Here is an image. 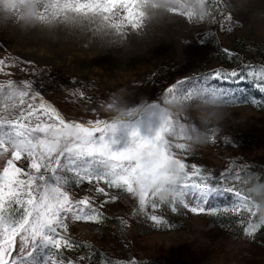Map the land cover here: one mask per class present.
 Wrapping results in <instances>:
<instances>
[{"label":"rangeland","instance_id":"rangeland-1","mask_svg":"<svg viewBox=\"0 0 264 264\" xmlns=\"http://www.w3.org/2000/svg\"><path fill=\"white\" fill-rule=\"evenodd\" d=\"M224 1L229 12L242 21L243 27L239 29L238 34L249 36L252 40L264 39V0ZM3 2L4 24L0 27L4 33L3 39L15 57L23 62H33L31 67H35L37 73L35 77L29 75V78L41 80L44 77L39 75V70L55 68L73 81L92 80L95 82L98 87L96 93L101 96L96 99V112L100 117L105 113L106 118L114 116L117 118L112 120L117 122V128L110 134L115 140L114 147L116 148H123L128 143L129 132L133 127L138 129L141 135L150 136L154 133L152 122L158 113L136 117L149 112L158 100L162 99L166 103L175 98L187 104H193L198 113L202 112L201 105L209 106V110L217 108L213 101L214 97L220 95L219 90L221 91V88L216 89L217 79L211 77L208 72L186 75L200 67L199 62L208 53V47L200 44L195 38L196 32L206 29L207 26L201 22L188 21L184 17V13H191L194 18L200 17V15L193 14L191 8L184 11L173 8L170 11L179 15L145 20L142 6L150 0H141L140 7L143 17L140 26L133 30L130 26L122 24L120 30L117 31L114 23L121 19L118 13L107 19L103 14L82 15L71 11L53 15L51 12L53 0H3ZM204 2L205 0H200L203 6ZM33 3L38 5L34 14L38 13L39 22L28 23L24 17ZM130 33H144L149 38L133 40L131 47H128L126 40ZM223 39L227 44L233 41V37H223ZM5 52L6 49L0 47V59L5 57ZM172 66L178 72H183L175 76L174 82L180 81L177 89L160 99L149 96L148 94L154 89L158 93L160 91V86L157 85L161 82L159 72ZM8 69L10 68H5L6 72ZM13 71L17 74L16 77L12 75L13 79H26L21 70L13 68ZM0 77L8 78L4 73H0ZM148 81L150 84H147ZM232 82L235 84L233 91H223L224 96L232 95L237 85L240 84L239 81ZM47 84L46 80L42 83L43 95L67 117L85 120L93 117L94 114L86 110V103L84 106H76L70 102L69 97L60 94L59 91L46 93ZM11 88L15 89H11V99L20 102L23 90L16 86H11ZM110 91L119 92L122 96L121 101L113 102L109 98L106 103ZM139 100L144 101V104L136 108L135 104ZM121 106L123 110L118 111L117 109ZM226 108L228 114L222 120L205 116L219 121L226 130L254 136L258 142L252 144V156L264 161V113L249 106ZM135 113V117L132 118L131 115ZM0 125L5 126V132L8 131L9 124L0 122ZM73 142L71 139L60 138L56 150V153L60 152L58 156L66 155V150ZM23 147L20 142L14 141L6 134L0 137V168L6 167L5 162L11 161L13 154ZM24 150L27 154V149ZM232 154L231 147L211 149L208 152L209 158L206 159L208 161L206 163L216 166L218 170L223 169L231 162ZM56 157V155L52 157L53 162H56ZM152 157L148 155L144 158L143 169L146 175L139 179L152 180L146 169L153 162L177 161L158 153L152 154ZM96 159L98 158L65 156L64 160L61 159L57 168L54 169L55 175L66 183L61 176L62 170H73L85 164L90 165L92 170H96V165L93 163ZM115 162L117 161L109 159L104 165L113 167ZM125 163L136 167L140 162ZM47 175L51 176L52 173ZM165 175H169V172L166 171ZM62 182L59 185L53 184V187L63 190L65 186ZM86 189L89 187L82 185L79 188L72 186L68 190L72 193L83 194ZM185 194L194 199L202 195L194 185L187 186ZM122 201L121 205L111 203L109 208L112 212L122 216V223L125 219L130 222L129 224L123 223L127 232V238L124 241L134 245L132 249L140 257H156L163 260L165 264H264L262 262L264 254L260 253L255 245L243 251L244 248L241 246L245 247L249 243H243V241L225 235L220 229L207 223L204 218L197 217L196 213H192L185 207L189 212L184 211L179 218V220L183 219V227L152 233H149L146 228L140 231L135 226L134 220L128 218L126 213V210L130 211L134 206L133 202L127 199H122ZM104 210H106L105 205ZM67 222L72 224V233L80 234L82 238L92 240L98 245L101 243L96 235L97 232H92L95 226L90 222H75L71 218ZM109 226L113 228L112 224ZM108 243L109 246L117 249L115 243L112 241ZM20 248L24 253L31 251V236L25 232L21 236Z\"/></svg>","mask_w":264,"mask_h":264},{"label":"snow or ice","instance_id":"snow-or-ice-1","mask_svg":"<svg viewBox=\"0 0 264 264\" xmlns=\"http://www.w3.org/2000/svg\"><path fill=\"white\" fill-rule=\"evenodd\" d=\"M140 3L141 0H53L51 12L53 15L67 11L82 15L103 14L105 19L118 13L121 19L114 23L117 31L122 24L135 30L142 23ZM210 5L214 11L210 9L208 18H194L191 13H184V17L193 22L215 23L222 29L226 21L232 22V14L225 12L223 0H210ZM217 16L220 17L219 20ZM197 35L200 36L199 33ZM207 35L212 33L208 32ZM224 51L231 55L229 49ZM6 60L9 66L21 63L14 56L0 59V73L8 77L0 82V87L21 88L23 91L20 103L25 105L26 101V106L19 108V115L7 126V132L5 126L0 125V137L6 134L24 146L13 154L11 161L5 162L6 167L0 168V264H81L86 258L84 255L77 259L68 253L86 245L73 238L72 224L67 222L68 219L75 222H103L108 218L103 210L104 205L123 202L120 194L136 202L131 209L132 215L139 214L156 224L167 223L163 215L156 214L158 209L168 204L172 211H176L179 204L192 213L211 216L231 214L243 226V235L248 238L254 237L258 229L264 228V215L253 206L239 179L253 172L252 164L241 163L238 158L231 157V162L225 168L209 169L195 162L190 163L189 158L195 155L192 152L176 161L183 173L177 198L165 203L150 199L145 191L136 196L133 194L136 181L146 175L143 169L144 158L155 153L168 154L167 134L171 132V117L161 115L159 126L150 136L141 135L133 127L129 132V142L123 148H116L115 140L110 134L116 130L117 122H108L99 116L96 112L97 97L87 95L82 90L83 85L74 90L75 94L86 101V110L94 115L86 120L69 118L45 98L36 78L13 79L12 74L5 70ZM23 63L29 67L22 71L35 77L37 69L31 67L33 62ZM43 71L39 70V75L42 76ZM207 72L225 85L232 81H250L256 89L264 92V63L241 62L232 69L218 67ZM179 82L177 80L167 85L164 92H174ZM219 92L223 98L224 92ZM224 99L233 104L242 101L258 103L254 96H249L246 100H237L231 96ZM53 137L74 141L66 150V155L57 156L55 164L52 157L57 155L58 141H54ZM210 142L215 143L216 138H211ZM223 142H230V139L226 136ZM171 147L178 152L187 153L188 146L183 143H175ZM24 149H27V154ZM72 155L98 159L93 161L96 170H92L87 164L74 168V179L69 184L62 182L53 170L61 159ZM109 159L140 163L136 167L121 165L108 169L103 165ZM49 170H52L51 176L47 175ZM255 173L260 179H264V167L257 166ZM61 182L65 186L63 190L53 187V184L59 185ZM83 184L91 186L83 194L68 190L73 185L79 188ZM189 185H194L202 195L197 199L186 195L185 188ZM127 222V219L123 221L125 224ZM21 232L31 236V251L27 253L20 248ZM129 264H137V261L133 259Z\"/></svg>","mask_w":264,"mask_h":264},{"label":"trees","instance_id":"trees-1","mask_svg":"<svg viewBox=\"0 0 264 264\" xmlns=\"http://www.w3.org/2000/svg\"><path fill=\"white\" fill-rule=\"evenodd\" d=\"M224 5L226 6L225 2L223 1ZM3 0H0V27L4 24V19L2 17L3 14ZM211 9L210 0H205L204 3V12L200 16H204L205 18L209 17V11ZM214 11V9H211ZM225 12H228L227 6L225 7ZM220 17L217 16V20ZM239 22V23H235ZM207 26L206 29L197 31L195 34L196 40L208 47L207 55H204L199 62V66L197 69L188 72L186 75H194L196 73H205L209 70L223 67L226 69H232L236 67L241 62L244 63H255L260 64L264 63V39L263 40H252L249 36L238 34L239 29L243 27L242 21L237 19L236 17L232 16V22H225L224 28H220L215 23H208L207 21L201 22ZM229 24L231 27L229 28ZM208 32H211L212 35H207ZM200 34L197 35V34ZM4 33L0 29V47L5 48V57L14 56L11 51L7 48V45L3 39ZM224 38L233 37V41L231 44H227L224 41ZM224 49H229L231 55L226 53ZM4 57V58H5ZM15 57V56H14ZM17 58V57H16ZM18 63L16 65L9 66L7 64V60L5 61V68H10L7 72L11 73L14 77L17 76L13 71V68L17 70H21L25 67H29L26 63H23L22 60L17 58ZM26 76V79H33L29 78V73L22 71ZM178 72L175 70V67L165 68L161 72H159V77L161 82L157 85L160 86L159 93L156 92V89L152 90L148 95L153 96L154 98H162L163 96L167 95L164 92V89L167 85L173 83L175 81V76ZM183 75V76H186ZM41 80L38 81V86H41V90L44 89L42 83L46 80L47 85L45 86L46 93L51 94V92L59 91L60 94H65L66 97H69V100L72 104L76 106H84L86 101L82 98H79L78 95L75 94V91L80 85H83V91L91 96L95 95L97 98L101 97L96 92L98 90L97 85L92 80H86L84 82H77L71 80L66 74L57 70L55 68L47 69L43 72ZM182 77V76H179ZM46 78V79H45ZM6 79L0 77V81H5ZM155 82V81H154ZM150 84V81L147 82ZM219 85L224 86L225 89H228L232 86V83L225 85L224 83H218ZM242 88L238 89L235 93L234 98L237 100H246L249 96H254L258 103L253 104L249 101H242L237 103H231L229 100L224 99L228 97L219 96L214 99V104L217 107L224 106H249L252 109L264 113V92L256 89L250 81H243L241 83ZM11 87H0V122L1 123H10L13 119H16L19 115V108L25 105H21L20 102L13 101L12 94H11ZM15 90V89H14ZM22 90V89H21ZM121 94L117 91H110L108 93V99L111 98L113 102H120L121 101ZM49 101V99H47ZM185 107L183 110H173L169 107V102L166 103L161 99L154 103L152 109L149 112L142 113L136 118L146 117L150 114L158 113L156 119L152 122L153 131H155V126H159L160 117L161 115L170 116V127L171 132L167 134V139L169 141V149L168 154L165 155L166 157H171L173 159H181L185 154H190L195 152V155L189 158V162H195L200 165H204L209 169H217L216 166H210L206 162L208 157V152L214 148H223V147H231L233 149V154L231 157L238 158V162L250 163L253 165L251 171L239 179L242 182V187L248 197L255 207H257L256 201L253 199L255 195L253 190V185L264 183V179H260L255 171H257V166L264 167V161L259 160L252 156V144H257L258 140L249 134H245L242 132H234L226 130L224 125L219 121H214L213 119L207 118L203 112L198 113L196 112L193 104H187L183 102ZM144 104V101L139 100L135 106L136 108L141 107ZM60 110V109H59ZM62 113V112H61ZM64 114V113H63ZM65 115V114H64ZM136 115H131L134 118ZM66 116V115H65ZM115 117V116H114ZM101 118L105 119L106 121L110 118H106V114L104 113L101 115ZM113 118V117H112ZM198 136L200 140L198 143L193 141V137ZM230 139V142H223L225 137ZM215 137L216 142H210L211 138ZM54 141H58L56 143V150L57 145L60 141L59 137H53ZM130 140V138L128 139ZM129 142V141H128ZM175 143H183L188 146L187 153L178 152L171 145ZM60 152L57 153L58 156ZM163 154V153H158ZM151 158L152 154L150 155ZM57 158V157H56ZM53 162V159H52ZM120 162V161H117ZM124 162V161H122ZM132 162V161H126ZM138 162V161H137ZM26 163L24 166H26ZM54 164V162H53ZM175 165L178 169V165L176 162H153V164L146 169L149 174V177L152 180H143L138 179L136 181V187L134 188L133 194L139 196L141 191H145L149 198H154L157 201L169 203L173 199L177 198L180 191V184L183 180V173L180 171V176L178 180H174L172 177V173L170 171V166ZM23 167V165H22ZM180 170V169H179ZM166 171L169 172L170 179L164 182V178L167 176L165 175ZM52 173V170H49L47 174ZM72 179H74L73 174H67L65 179L66 183H71ZM163 183V184H162ZM89 188L91 187L88 184ZM75 186V185H73ZM171 192L170 195H165L164 193ZM116 194V193H114ZM121 195V199L131 200L133 205H135V201L132 200L130 197H126ZM103 199V197H100ZM259 199V196H257ZM115 205H121V202H116ZM110 204H106V210H104L106 216L108 217L103 222L95 223L90 222L95 227L92 228V232H97L96 235L100 240V244L98 245L92 240L84 239L79 235L72 233L73 238L80 241L86 247H78L73 253H68L70 256H75L77 259L84 255L86 258L81 261V264H129L130 261L135 259L137 264H165L163 260L158 259L156 257H140L136 255L132 249L134 245L129 244L128 242L124 241L127 238V232L124 228L122 223V216L118 215L115 212L110 210ZM125 209V208H124ZM186 210L183 205H177L176 211H172L171 205L165 204L160 209L157 210V215H163L167 223H160L156 224L153 223L150 219L144 218L143 216L137 214L132 215L131 210H126L127 217L134 220L135 226L138 230L141 231L142 228H146L149 233L163 231V230H174L183 227L184 222L183 219L179 218L182 216V213ZM189 212V211H188ZM113 213V215H112ZM112 215V216H111ZM197 217L204 218L207 223H210L212 226H215L220 229L225 235H229L234 237L245 244L246 246L243 251L246 249L248 250L249 246L255 245L256 249L259 250L260 253L264 254V228L258 229L257 233L254 237L248 238L243 235L242 232V225H239L236 222V218H233L231 214L226 216H211L206 213H196ZM128 221L126 224H129ZM109 224L113 225V228H110ZM108 241H112L116 244L117 249L112 248L109 246ZM242 245V244H241ZM247 247V248H246ZM254 247V246H252ZM251 248V247H250ZM240 249V247H239ZM241 250V249H240ZM263 251V252H262ZM134 253V254H133ZM258 253V251H257ZM261 258V256H260ZM262 259V258H261ZM249 261L248 259H245ZM264 262V258L262 260Z\"/></svg>","mask_w":264,"mask_h":264},{"label":"clouds","instance_id":"clouds-1","mask_svg":"<svg viewBox=\"0 0 264 264\" xmlns=\"http://www.w3.org/2000/svg\"><path fill=\"white\" fill-rule=\"evenodd\" d=\"M38 5L33 3L30 5V11L28 14L24 17L25 21L28 23H31L32 21L39 22V15L34 14L36 13ZM143 11L145 13V20H151L154 17H163L167 18L169 16H177L178 13H173L170 10L173 8H179L181 11H184L188 8H191V11L193 14L199 16L203 14L204 12V6L202 3H200V0H150L149 3L142 6ZM149 38L144 33H130L129 38L126 40L127 46L131 47L133 40H144ZM169 107L173 110H183L185 107L184 103L178 99H171L169 101ZM118 111H122V106L117 109ZM201 111L206 116H211L212 118L216 120H222L227 114L228 109L224 106H220L214 109L209 110V106L207 105H201ZM200 140V137L194 136L193 141L194 145L195 143H198ZM170 171L172 173V177L174 180H178L180 176V170L173 164L170 166ZM253 190L255 195L253 196V199L257 203V210L260 214L264 215V183L253 185ZM165 195H170L171 192L164 193ZM257 196H259V199H257Z\"/></svg>","mask_w":264,"mask_h":264}]
</instances>
